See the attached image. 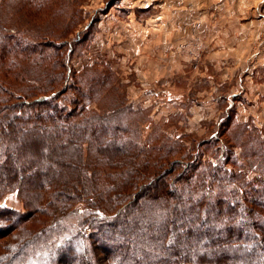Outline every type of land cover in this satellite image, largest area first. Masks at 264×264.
Segmentation results:
<instances>
[{"label": "trees", "instance_id": "obj_1", "mask_svg": "<svg viewBox=\"0 0 264 264\" xmlns=\"http://www.w3.org/2000/svg\"><path fill=\"white\" fill-rule=\"evenodd\" d=\"M81 1L0 0V200L23 204H0V264H264V137L229 107L209 138L140 139L113 80L70 64Z\"/></svg>", "mask_w": 264, "mask_h": 264}, {"label": "rangeland", "instance_id": "obj_2", "mask_svg": "<svg viewBox=\"0 0 264 264\" xmlns=\"http://www.w3.org/2000/svg\"><path fill=\"white\" fill-rule=\"evenodd\" d=\"M77 9L70 38H84L70 64L78 77L113 80L123 106L137 112L126 117L140 139L209 138L229 107L232 123L248 124L241 140L264 137V0H82ZM0 204L23 211L14 192ZM87 214L58 218L55 234L78 232Z\"/></svg>", "mask_w": 264, "mask_h": 264}, {"label": "crops", "instance_id": "obj_3", "mask_svg": "<svg viewBox=\"0 0 264 264\" xmlns=\"http://www.w3.org/2000/svg\"><path fill=\"white\" fill-rule=\"evenodd\" d=\"M243 3H244V1H243ZM245 3H246V1H245ZM261 16L264 18V14H262Z\"/></svg>", "mask_w": 264, "mask_h": 264}]
</instances>
